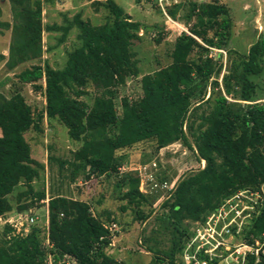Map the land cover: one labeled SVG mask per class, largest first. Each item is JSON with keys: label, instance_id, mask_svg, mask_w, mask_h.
Instances as JSON below:
<instances>
[{"label": "trees", "instance_id": "trees-1", "mask_svg": "<svg viewBox=\"0 0 264 264\" xmlns=\"http://www.w3.org/2000/svg\"><path fill=\"white\" fill-rule=\"evenodd\" d=\"M9 1L12 22L4 20L0 4V35L11 31L9 55L1 53L0 64L14 71L33 62L16 78L20 85L43 93L45 108L36 113L22 90L10 97L0 93L1 219L29 212L47 200L46 192L34 186L44 165L32 156L26 138L32 130L43 133L44 121L60 124L70 140L81 144L71 160L58 161L70 170L72 183L93 175L111 178L128 162V156L119 153L147 142L156 152L182 143L199 164L205 162L204 168L188 172L163 204L161 226L174 238L170 250H150L151 264H179L178 256L192 236L185 224L203 221L233 193L264 183V102L256 100L252 80L264 72V36L246 55L229 50L233 21L228 6L219 0L207 5L190 2L191 11L184 9L181 20L189 24L196 17L190 12L199 7L198 28H192L191 35L181 33L171 52L172 63L142 76V95L134 100L123 97L118 108L119 90L140 75L133 49L145 29L140 22L115 0H97L92 3L95 11L108 13L103 24L94 25L77 14L65 26H45L42 0ZM168 11L178 17V8ZM73 29L78 30L80 45L68 53L65 65L54 68L42 62L44 33L61 32L63 43ZM163 39L160 33L156 42ZM214 50L226 51L225 67L222 53L211 57ZM93 83L98 93L89 103ZM121 186L120 199L126 202L121 211L130 209L136 222H147L154 214L155 197L140 191L134 174L122 179ZM47 207L50 252L58 264H67L65 255L75 264H121L106 253L113 226L120 224L109 211L93 210L89 202L59 194L49 198ZM262 233L264 215L255 220L247 237ZM40 234L33 227L19 235L5 224L0 264H43L47 250Z\"/></svg>", "mask_w": 264, "mask_h": 264}, {"label": "rangeland", "instance_id": "rangeland-1", "mask_svg": "<svg viewBox=\"0 0 264 264\" xmlns=\"http://www.w3.org/2000/svg\"><path fill=\"white\" fill-rule=\"evenodd\" d=\"M97 0H42L43 2V23L45 26H65L73 18L80 14L83 19L90 20L94 25H101L106 21L107 12H98L92 6ZM105 1V0H99ZM115 2L129 14L134 21L140 22L145 28L140 32L141 40L134 43V51L139 61L140 75L131 79L127 85L119 90V98L116 100L118 108L123 97L131 100L142 95L140 79L142 76L151 74L156 70L166 67L172 63L171 52L174 48L177 37L185 32L192 34V28L196 29V17L186 23L182 21L184 9L191 11L190 2L199 4H209L214 0H169L165 3L169 8H178L177 18L171 22L164 14L162 8L154 0H115ZM230 9L233 21V37L229 45V50H233L241 55H246L251 45L261 36H264V0H219ZM3 6L4 20H13L11 3L9 0H0ZM187 30V32L185 31ZM164 35L163 41L158 44L156 39L159 34ZM78 30L73 29L66 40L61 43V32H48L43 35L44 55L42 62L48 61L54 68H62L67 55L80 45ZM11 42V31L0 35V54L9 55ZM226 52V51H225ZM218 51H213L212 56L217 57ZM236 56V55H235ZM224 67L227 57L223 54L222 61ZM32 63H27L14 71H8L4 63L0 64V85L7 79L9 83L0 88V93L10 97L17 90H22L28 102L33 106L35 112L43 111L45 108V98L42 92H36L31 85H20L16 74L21 70L30 67ZM264 65V61H263ZM225 71V68H224ZM223 71V73H224ZM257 86L256 100L264 102V72L252 78ZM96 83L89 89L92 93L86 100L93 102V96L97 94ZM26 138L32 148V156L44 165L40 180L34 186L39 191H45L47 200L37 203L35 208L23 214H11L6 220H13L15 223H22L24 233H28L33 227L41 230L40 237L43 245L50 250L47 245L48 237V201L52 195H65L74 199L89 202L93 210L109 211L113 217L120 222L113 227L112 244L106 248V253L114 257L121 264H151L154 253L150 250L168 251L172 247L173 235L171 231H166L161 226L162 215L164 214L163 204L170 198L173 191L165 189L161 191L154 187L152 182L149 186L144 184V193L155 197L153 201L154 214L145 223L135 221L134 214L130 209L122 212V207L126 204L120 199L122 193L121 181L127 175L134 174L139 179L142 168L147 170V174H153L154 182L160 183L167 180L175 188L180 180L193 169L202 168V163H198L195 156L182 143H176L158 152L155 151L150 142L139 144L129 150L120 152L128 156V162L120 169L118 174L111 178L93 175L90 180L79 179L75 183L71 182L70 170L62 168L59 160H71L73 153L81 148V144L70 140L67 129L58 123L49 125L44 121V132L39 133L34 130L26 134ZM22 187H18L17 191ZM14 201V199H11ZM101 202V204L99 203ZM34 221H31V220ZM5 219L0 221V235L5 227ZM190 232H193L195 224H185ZM21 228V227H20ZM181 256V255H180ZM178 256V260H180Z\"/></svg>", "mask_w": 264, "mask_h": 264}, {"label": "built area", "instance_id": "built-area-1", "mask_svg": "<svg viewBox=\"0 0 264 264\" xmlns=\"http://www.w3.org/2000/svg\"><path fill=\"white\" fill-rule=\"evenodd\" d=\"M154 1L162 8L165 16L173 22L167 7L164 6L165 3L169 4V0ZM185 31L187 32V30ZM216 51L227 57L224 50ZM204 167L205 162L202 161V168ZM139 172V189L142 193H144L143 187L146 183L150 186L153 182L154 187L161 191L165 189L172 191L173 189L170 197L177 187L176 185L175 188H171L172 184L167 180L155 183L153 174H147L145 168ZM263 215L264 183L255 188H245L233 193L225 198L219 207L203 221L195 224L192 236L181 253L179 264H250L252 260L253 264H263L264 233L258 237H247L255 220ZM2 220L0 218V221ZM5 221V224L8 223L13 227L16 234H27L24 233L26 230L22 223H15L13 220ZM46 241L51 250L52 245L48 237ZM50 250H47L43 264H58ZM64 262L75 264V261L67 255L64 256Z\"/></svg>", "mask_w": 264, "mask_h": 264}]
</instances>
